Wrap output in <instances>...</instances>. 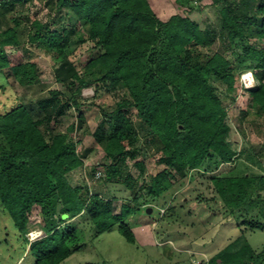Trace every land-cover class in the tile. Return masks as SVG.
I'll return each instance as SVG.
<instances>
[{"label": "trees", "instance_id": "16d2710c", "mask_svg": "<svg viewBox=\"0 0 264 264\" xmlns=\"http://www.w3.org/2000/svg\"><path fill=\"white\" fill-rule=\"evenodd\" d=\"M40 1L48 7L46 19L29 14L35 0H0V209L26 241L27 215L38 206L44 235L30 242L28 254L33 264H60L83 248L84 234L91 239L117 228L137 245L130 215L191 179V172L239 158L224 100H234L237 80L251 71L257 84L244 87L250 102L243 116L264 119V0H212L227 40L218 50L212 49L214 36L187 13L163 20L148 0ZM71 39L76 45L69 50ZM85 43L89 54L76 63L73 51ZM28 46L50 56L53 79L65 92L48 89L32 103L12 92L9 77L25 88L39 82ZM87 87L94 95L105 90L114 96L113 108L101 112L92 132L108 161L103 172L92 167L90 174L129 192L118 213L117 197L67 178L88 152H78L81 140L74 136L77 129L88 131L81 98ZM140 139L164 165L148 179L141 178L142 161L135 162L137 177L124 163L136 158ZM234 169L209 180L240 235L199 264H264V245L257 250L244 235L247 228L264 230V168L255 172L243 163ZM174 198L161 218L176 217ZM163 251L172 254L168 246Z\"/></svg>", "mask_w": 264, "mask_h": 264}, {"label": "rangeland", "instance_id": "374dc122", "mask_svg": "<svg viewBox=\"0 0 264 264\" xmlns=\"http://www.w3.org/2000/svg\"><path fill=\"white\" fill-rule=\"evenodd\" d=\"M148 1L156 16L163 20L172 14L187 13L203 29L210 32L211 37L214 36L213 50H218L221 42H227L226 38L221 35L218 26L219 4H212V0ZM29 9V14L35 13L40 19L47 18L48 7L40 0H35ZM74 41L75 39L69 41V50H72L76 45ZM240 44L243 45L242 42ZM89 46L90 43H85L75 48L71 59L76 63H83L89 54ZM29 48L32 53V61L37 64L39 69V82L25 88L9 77L12 92L18 95L24 103H32L37 97L47 95L48 89L56 88L65 92L53 79L50 56L33 47ZM247 73L248 71L243 72L235 84L236 89L232 94L234 100H224L228 110V122L231 126L229 134L231 147L240 152L239 158L232 163L219 162L210 164L208 169L201 168L191 172V179L186 177L174 183L161 194L157 201L147 203L146 207L150 208L149 212L145 213L146 209H140L130 215L126 221L136 236L137 245L124 240L117 228L91 239L84 234L83 248L60 264H199L222 248L228 238L239 237L238 222L231 219L230 216L225 217L222 203L214 199L209 179L220 173L232 172L235 170L234 166L242 167L243 163H246L255 172H262L264 168V119L256 118L250 114L246 115V118L243 116L250 102V97L244 90V83L247 85L246 87H249L248 80L243 79ZM252 81L251 86L257 84L254 76ZM81 98L84 101L82 110L86 118L83 128L86 127L88 131L83 132V129H77L74 136L81 140V143L77 145L78 152L80 154L86 150L88 152L83 157V164L71 170L67 174V178L72 185L88 187L90 192L99 193L103 197L110 198L112 195L117 197L114 202V212L118 213L122 199L129 192L117 185L104 184L98 176L92 177L90 174L92 167L103 172L102 164L108 161L104 156L102 146L95 140L92 132L101 119V112L113 108L114 96L105 90L101 91L99 95H94L93 89L87 87L82 90ZM92 102L94 104H90ZM34 110L38 114L35 106ZM67 121L69 118L64 121L63 125L67 124ZM136 146L138 147L136 158L127 157L124 163L128 171L137 177L139 169L135 162L142 161L144 172L141 178L148 179L150 175L161 170L164 165L156 162L157 155L153 154L152 148L145 146L143 139H140ZM249 154L260 161L262 169L250 161ZM112 187H114V192L110 191ZM176 197L177 202L179 201V204L175 203L174 208L176 217L171 218L165 214L161 218V212ZM27 218L28 232L26 241H24L14 226L12 218L0 209V264L34 263V259L28 254L30 242L44 235L40 231L39 207H32ZM244 235L253 248L260 250L264 245V230L252 232L247 228ZM163 246H168V249L172 251L171 256L163 251Z\"/></svg>", "mask_w": 264, "mask_h": 264}, {"label": "clouds", "instance_id": "9594fccd", "mask_svg": "<svg viewBox=\"0 0 264 264\" xmlns=\"http://www.w3.org/2000/svg\"><path fill=\"white\" fill-rule=\"evenodd\" d=\"M252 73H251V71H248V73L243 77V79H246V80H248V82H249V87L251 86V84H252ZM246 87V86H245ZM41 231V230H40Z\"/></svg>", "mask_w": 264, "mask_h": 264}, {"label": "water", "instance_id": "95a60500", "mask_svg": "<svg viewBox=\"0 0 264 264\" xmlns=\"http://www.w3.org/2000/svg\"><path fill=\"white\" fill-rule=\"evenodd\" d=\"M150 208H147L146 211L149 212Z\"/></svg>", "mask_w": 264, "mask_h": 264}, {"label": "built area", "instance_id": "2783aa9c", "mask_svg": "<svg viewBox=\"0 0 264 264\" xmlns=\"http://www.w3.org/2000/svg\"><path fill=\"white\" fill-rule=\"evenodd\" d=\"M244 86H247V85L244 83Z\"/></svg>", "mask_w": 264, "mask_h": 264}]
</instances>
